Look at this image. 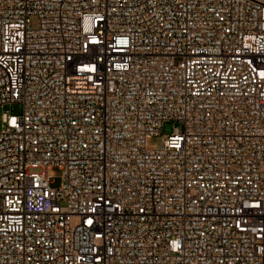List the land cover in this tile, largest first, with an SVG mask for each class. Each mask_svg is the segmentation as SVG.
<instances>
[{
  "label": "built area",
  "instance_id": "built-area-1",
  "mask_svg": "<svg viewBox=\"0 0 264 264\" xmlns=\"http://www.w3.org/2000/svg\"><path fill=\"white\" fill-rule=\"evenodd\" d=\"M14 104L0 264H264V0H0Z\"/></svg>",
  "mask_w": 264,
  "mask_h": 264
},
{
  "label": "rangeland",
  "instance_id": "rangeland-1",
  "mask_svg": "<svg viewBox=\"0 0 264 264\" xmlns=\"http://www.w3.org/2000/svg\"><path fill=\"white\" fill-rule=\"evenodd\" d=\"M20 112H21V106L19 104L4 105L3 107H0V128L2 127L1 119L3 113L18 115L20 114ZM176 127L181 128V123L177 121H165L162 128V134L152 137L148 145L154 149L160 148L163 141L174 132V129ZM51 174L53 176V181H54L52 186L60 187L63 181L62 171L59 168L54 167L51 170Z\"/></svg>",
  "mask_w": 264,
  "mask_h": 264
}]
</instances>
